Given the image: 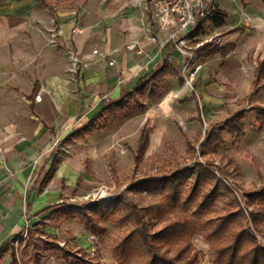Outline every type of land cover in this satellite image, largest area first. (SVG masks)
Here are the masks:
<instances>
[{"label": "rangeland", "instance_id": "1", "mask_svg": "<svg viewBox=\"0 0 264 264\" xmlns=\"http://www.w3.org/2000/svg\"><path fill=\"white\" fill-rule=\"evenodd\" d=\"M133 1L149 25L160 27L148 1ZM212 29L204 33L214 43ZM197 42L189 43L195 53L191 70L198 67ZM182 64L176 61L173 71L193 93L196 125L181 116L187 99L167 110L150 104L163 87V76H157L103 119L76 127V141H56L57 157L40 174L41 187L68 141L74 142L71 150L88 149L86 170L62 194L63 202L24 208L28 222L0 247V264L7 256L16 264H251L254 250H264V108L239 111L233 121L209 118L195 92L196 74L187 82ZM148 112L149 137L155 128L164 135L141 150ZM56 244L74 256L67 261L52 248ZM259 258L264 264L262 253Z\"/></svg>", "mask_w": 264, "mask_h": 264}, {"label": "crops", "instance_id": "2", "mask_svg": "<svg viewBox=\"0 0 264 264\" xmlns=\"http://www.w3.org/2000/svg\"><path fill=\"white\" fill-rule=\"evenodd\" d=\"M218 7L226 13L222 25L211 17L187 35L201 47L198 99L209 118L231 119L264 108V0H218ZM142 16L133 0H0V247L26 226L24 208L63 202L62 194L85 172L88 149L71 150L74 142L68 141L41 187L40 174L57 157L54 143L76 141L75 128L106 117L123 94L140 95L150 79L163 76L150 104L167 110L187 99L181 116L195 115L193 93L177 81L172 66L185 56L173 42L163 45L174 27L163 32ZM206 27L213 28L216 42L205 35ZM53 32L58 35L51 41ZM151 118L148 112L143 128ZM163 135L155 128L149 149Z\"/></svg>", "mask_w": 264, "mask_h": 264}, {"label": "built area", "instance_id": "3", "mask_svg": "<svg viewBox=\"0 0 264 264\" xmlns=\"http://www.w3.org/2000/svg\"><path fill=\"white\" fill-rule=\"evenodd\" d=\"M149 8L153 13L154 19L158 21L161 28L167 29L174 27L169 32L167 40L163 43L173 42L185 59L182 64L184 76L187 82H190L197 69H190L195 59V53L191 50L192 39L187 33L198 28L199 24L213 17L218 11V0H146ZM58 32H53L51 41H54ZM94 54L99 53L98 49L93 50ZM113 63V61H111ZM36 99H41L40 94Z\"/></svg>", "mask_w": 264, "mask_h": 264}, {"label": "trees", "instance_id": "4", "mask_svg": "<svg viewBox=\"0 0 264 264\" xmlns=\"http://www.w3.org/2000/svg\"><path fill=\"white\" fill-rule=\"evenodd\" d=\"M225 17H226V13L223 12V11H218L214 16H213V20L215 22L216 25H222L225 21ZM128 98V94L125 93L122 95V97L120 98V101H117V102H114L113 104H119L120 102L124 101L125 99ZM239 115L237 116H234L231 118L230 121H233L235 118H237ZM149 136H150V132L149 130L144 127L143 130H142V133H141V136H140V139H139V149H144L147 147L148 143H149ZM17 236V235H16ZM53 249H56V250H59V251H62L63 252V257L68 261L69 259H71L72 256H74L71 252H68L66 250H64V248H62L60 245L56 244L52 247ZM262 253V255L264 256V250H259V249H255L254 252H253V257H252V261H251V264H259V255ZM86 261V260H85ZM79 259L77 261H72L70 260L69 263L71 264H77L79 263ZM96 264L94 262H84V263H81V264ZM10 264H16V258L14 256H12V259H11V262Z\"/></svg>", "mask_w": 264, "mask_h": 264}]
</instances>
